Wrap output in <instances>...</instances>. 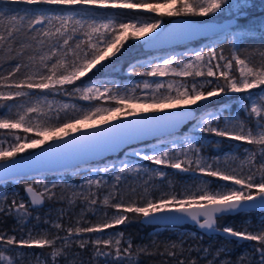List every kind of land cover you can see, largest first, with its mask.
<instances>
[{"label":"snow or ice","instance_id":"obj_1","mask_svg":"<svg viewBox=\"0 0 264 264\" xmlns=\"http://www.w3.org/2000/svg\"><path fill=\"white\" fill-rule=\"evenodd\" d=\"M19 3L55 7L19 15L9 7ZM161 7L165 11L161 12ZM250 7L249 0H164L162 5L147 0H0V129L8 130L0 133V181L13 176L33 181L24 186L27 201L20 197L18 202V193L11 202L6 194L0 195V215L13 216L20 231L18 237L14 234L17 228L11 229L13 234L0 229V264H17L18 258H23L21 250L33 246L51 248L50 264H57L58 258L65 264H77L75 258L69 259L76 255L71 252L73 247H90L93 258H103L105 264H139L141 253L166 255L176 264H199L201 259L207 264H264V220L242 230L217 226L226 215L264 210V50L241 48L245 41L255 39L257 31L264 40V20L241 25ZM117 9H148L158 15L110 11ZM224 13L231 17L228 23H215ZM165 16L180 19L166 25ZM196 17L212 22H190ZM201 34L208 40L203 47L183 55L172 52L130 63L129 75L145 77L131 87L106 78V70L114 66V58L122 55L130 40L154 49ZM224 44L229 45L228 54ZM257 88L258 94L250 91ZM228 93H246L247 102L239 109L242 117L223 107L213 111L203 108L210 98ZM97 117H101L99 122L91 123ZM189 126L191 131L185 130ZM21 128L25 134L36 131L37 135L21 136L12 131ZM209 136L252 147H244L242 158L237 155L242 145L222 156H205ZM147 137L154 143L149 145ZM133 142L141 146L133 147ZM221 142H211L214 151ZM27 149L39 151L22 155ZM118 150L127 157L117 156L119 165L104 156ZM142 161L203 178L179 191L168 181L166 191L151 180L166 179L168 173L163 168L146 167ZM236 161L239 163L233 167ZM81 165L89 167L81 169ZM68 168L88 173L81 175L82 190L73 192L70 205L79 196L92 210L98 203L93 189L104 190L111 179L115 183L102 203L111 201L115 212L111 216L105 212L102 221L77 220L67 228L46 221L55 234L48 231L33 236L27 229L29 209L57 199L56 190L61 187L47 183L46 174ZM133 173L147 175L149 180L142 192L132 189L133 195L125 199L121 182ZM129 213L148 223L190 220L206 234L222 233L256 244L234 261L224 247L215 252L191 245L185 248L183 239L165 243L158 252L149 251L148 245L134 246L130 237L124 239L123 232L104 238V230L128 222ZM84 234L89 238L84 239ZM185 253L190 257L187 261ZM37 264H49L48 257L43 262L37 258Z\"/></svg>","mask_w":264,"mask_h":264},{"label":"rangeland","instance_id":"obj_2","mask_svg":"<svg viewBox=\"0 0 264 264\" xmlns=\"http://www.w3.org/2000/svg\"><path fill=\"white\" fill-rule=\"evenodd\" d=\"M250 1L251 0H249V4L251 3ZM133 2H136V0H133ZM147 2L162 5L164 0H154V1L147 0ZM110 11H118L125 15L132 14V13H142L144 15H158V13H150L148 9H132V10L117 9V10H110ZM160 11L161 12L165 11V8L161 7ZM223 15L229 16L228 13H224ZM170 18L172 17L165 16L164 21L167 20L165 21V23H167ZM207 19H208L207 17L197 18V20H207ZM219 19H222V18H216V20H219ZM240 24L246 25V23H243L242 20H240ZM129 42H132L133 45L139 44L131 40ZM194 43L195 41H190V42H185V43H181L178 45H174L172 46L173 49H171L170 51L164 52V53H158L154 55H146L148 51L142 49L138 55L127 60L124 66L121 69H119L117 72H115L113 76L108 75L106 78L111 81H114L115 84H118V85L126 84L129 87H131L133 83L139 82L141 79L145 77H141L140 75H129L127 72V68L130 63L134 61L143 62L144 60L149 59L151 57H155V56H166V55L171 54L172 52H175L177 55H183L185 51H191L195 48L203 47L208 42H205L203 44L193 45ZM222 47L225 49V54H228L229 45L227 44L226 46H222ZM146 78L153 79L151 77H146ZM159 79L167 81L168 77H161ZM176 79L179 80L180 78L176 77ZM197 79L201 83L203 82L202 78H197ZM113 86L114 85H109V87H113ZM250 91L253 92L254 94H258L260 92V89L257 88V89H252ZM245 96H246V93H228L224 95H219L216 97H212L208 101L204 102L203 108H205L207 111H213V110H220L223 107V108L229 109L231 113L238 114L242 117L244 113L239 111V109L243 104L247 102L244 99ZM49 99H51V97ZM60 99H61L60 97H56L57 101H59ZM65 102H71V101H68L67 98H65ZM102 103H105V102H102ZM133 106L139 107L140 105H133ZM228 114L229 112H223V115H228ZM100 119L101 117H97L93 121H91V123L97 124ZM103 119H110V116H104ZM185 130L191 131L190 126ZM12 131L15 134L21 135V136L27 135L29 137H35L37 135L36 131L25 134L22 128L19 130H12ZM214 140L222 141L219 145V150L217 151L213 150V145L211 143ZM147 143H149L150 145L151 143H154V141H150ZM236 145H242L241 147H239V151L237 155H241L243 153L244 147H252L251 145H247L246 143H243V142L228 141L220 137L209 136L208 142L206 143L203 149V154L205 156H210V157L216 156V155L222 156L224 152L231 151ZM5 146H7V144H5ZM140 146L141 145H134L133 147H140ZM29 150L31 149H27L26 152ZM116 156H119L122 159L127 158L124 155V151H120L118 154H116ZM241 158H242V155H241ZM107 159L109 162H115L117 165H119L120 163V161L117 158L108 157ZM133 160L135 161L134 157H133ZM142 163L146 167H149V168H163V170L168 173V176L166 179L162 180L159 177H153L151 180L152 184H155L157 187H162L166 191L169 190L166 187V185L168 184V181H171L175 189L179 191V190H182L184 186L194 185L199 182L200 178H203L202 176H199V174L194 175L191 172H178L176 170H173L170 167H164L162 165H155L148 161H142ZM238 163L239 162L236 161L234 164H232V166L235 167L236 164ZM92 166H96V165H92ZM80 167L81 169H83L89 166L82 165ZM81 175L87 176L88 173L83 172V171L77 172L75 169H72V170L63 171V172H54V173L46 174L47 183L49 184L57 183L58 185H61V187L57 188L56 190L57 199L51 200V201L46 200L42 206L36 207L35 210H32L30 208L31 210L29 211L31 212V218L27 225V229L32 230L33 236H35L37 233H43V232H48V231H51L53 234H55V229H52L51 225L49 223H46V221L59 222L62 225H64L65 228H67L69 226H75V222L77 220L90 221L92 223H96L104 219L105 212H107L109 216H111L115 212V210L112 209L110 206L111 201L109 205H104L102 203L104 197L108 194V190L111 189L112 184L115 183V181L108 179L107 177H106V179H108L107 188H105L102 191L93 189V191L97 192L98 203L96 206H94L92 210H89L88 205L84 203L83 200L79 196L75 198L74 203H72L71 205L69 204L68 201L70 199H73V192L78 193L82 190L80 188V185L83 183V181L81 180ZM110 176H115V173H110ZM208 179H211L219 184L225 183L223 181H220L218 178L209 177ZM148 180H149V176L147 175H141L137 177L135 173L126 174L124 179L121 182V185H122L121 190L125 194V199H128L130 196L133 195L132 189H136L137 193L142 192V187L144 185V182ZM29 183H33V181L31 179L21 180L19 178L2 181L0 182V195L6 194L8 201L11 202L13 198V194L18 193L19 195L16 197L18 202H19L20 197H24L25 200L27 201L28 199L23 193V186ZM63 185H70L71 187L64 188ZM213 186H215V184ZM85 190H86V186H85ZM61 194H63L64 196L63 200L60 199ZM93 211L96 213L95 215H93ZM37 216L39 217V220L36 219ZM7 218L13 219L14 222H16L13 216L0 215V221H3V220L5 221ZM261 220H264V212H253V214H247L244 217H242L241 227L238 230H242L246 225H258ZM81 226H91V225L82 223ZM27 229L25 230V236L27 235ZM161 229L162 227L160 226H154L148 231V235L150 234L151 237H155V234H157ZM185 231H186L185 229H177V232L180 234L184 233ZM120 232L121 231L116 226H114L112 228L104 230V238H108L109 235H113L115 233H120ZM9 234H13V233L10 232ZM14 234L19 237L20 235L19 226L17 227V231ZM190 234H194V232H190ZM60 235H64V233L61 232ZM83 238L88 239L89 238L88 234H84ZM91 238L94 239L95 235H92ZM124 239L127 240L128 238L124 237ZM213 241L214 240L212 238L211 242ZM227 244H228V241H222L218 243L216 246L212 247V243H208L204 245L203 248H210L213 252H215L216 249L224 247L231 254L233 250L235 251V248L230 250ZM255 244H256L255 241L245 240L244 244L239 246V250L235 253V255L233 257L229 256V258L235 261L242 254L251 252L252 247ZM85 250L91 252L93 256V252L90 247L86 249H79L78 247H73L71 252L75 253L76 255L74 257L70 256L69 259L75 258V260L77 261V264H89L84 256V253L86 252ZM21 251L23 253V258L22 259L18 258L17 264H37V258H39L41 262L44 261L40 252L35 250L33 247L24 248ZM48 251L50 252L51 248L48 247ZM49 260L51 261L50 257H49ZM57 264H65L64 259L58 258Z\"/></svg>","mask_w":264,"mask_h":264},{"label":"trees","instance_id":"obj_3","mask_svg":"<svg viewBox=\"0 0 264 264\" xmlns=\"http://www.w3.org/2000/svg\"><path fill=\"white\" fill-rule=\"evenodd\" d=\"M148 1H154V0H148ZM250 2H251L250 3L251 7L246 10L247 13L246 17L241 20L243 23H246L247 25L251 26L253 24L259 23L260 20H264V0H251ZM9 7L17 9L19 15H26L30 13L34 14V11L38 8L55 7V6L19 3V4L9 5ZM25 10H27V12ZM224 17L226 16L221 15L218 16L217 18H224ZM197 18L198 17L194 19L197 20ZM253 35L255 39L245 41V43L241 45V48L250 46L251 48L264 50V40L261 39L260 33L257 31L253 33ZM226 45L227 44H224L222 46H226ZM141 50H142L141 44L133 45L132 42L128 41L127 44L125 45L122 55H119L118 59L114 58V66L106 70L108 72V75L113 76L115 72H117L119 69H121L124 66L127 60L138 55ZM86 79L87 77L85 78V80ZM4 131L7 130L0 129V133H3ZM247 214H253V212H243V213H236L234 215H226L219 219L218 226L230 225L234 227L235 230H238L241 227L242 217H244ZM128 216H129L128 222L118 225L116 227L121 232L124 233V237L131 238L134 246L148 245L149 251H158V252L163 251L165 243H170L172 241L179 242L181 239L186 241V243L184 244L185 248H187L189 245L193 247L203 248V246L208 243H212V247H214L222 241H228L227 245L229 246L230 250L235 248V251L233 250L232 251L233 253L231 252L230 254V256L233 257L235 253L239 250V246L244 244V241L228 239L216 234L200 233L196 231L192 226H189L187 224H183L178 227L163 226L162 229L157 234H155V237H151L150 234L148 235V231L154 226L141 224L138 221V217L133 216V214L129 213ZM17 227L18 225L16 224V222H14L13 219L7 218L5 221L4 220L0 221V229L9 230V233L11 232V229ZM177 229H185L186 231L180 234L177 232ZM190 232H194L195 236H193V234H190ZM212 238L214 240L213 242H211ZM157 246L159 247L157 248ZM33 248L40 252V254L43 257V260H45V258L48 257V261L50 264V260L48 256L49 253L48 247L45 246L41 248V247L33 246ZM196 255L197 254L195 252L191 253L192 257H195ZM84 256L89 264H105L103 258L94 259L91 252L89 251H86L84 253ZM183 258L187 261L190 258L189 254L185 253ZM208 259H211V256H209ZM138 261L139 264H176L175 260L172 259L171 257H168L166 255L161 256L159 254L148 255L141 253L138 257ZM199 264H207V262L206 260L201 259L199 260Z\"/></svg>","mask_w":264,"mask_h":264},{"label":"water","instance_id":"obj_4","mask_svg":"<svg viewBox=\"0 0 264 264\" xmlns=\"http://www.w3.org/2000/svg\"><path fill=\"white\" fill-rule=\"evenodd\" d=\"M230 18H231L230 16H226V17H224V18H222V19L215 20L214 22L217 23V24H226V23H228V21H229ZM179 19H180V18L172 17V18H170V19L168 20V22L166 23V25H173V24H175V22H176L177 20H179ZM195 21H201V20H195V19H194L193 21H190V22H195ZM203 21H208V19H207V20H203ZM208 22H212V21H208ZM190 41H195V43H194L193 45H196V44H203V43H205V42H208L206 35L201 34V35L193 36V37L190 38V40H187V41H180V42H176V43H172V44H161V45H159L157 48H154V49H153V48H146V47H144V46H142V45H141V48L144 49V50H147V51H148V52L146 53V55H154V54H158V53L168 52V51H170L171 49H173L172 46H174V45H178V44H181V43H185V42H190ZM145 140H146L147 142L153 141L151 137H147V138H145ZM134 145H138V143H137V142H133V146H134ZM41 147H44V146H41ZM38 151H39V149H35V150L31 149V150H29V151L23 153L22 155H27V154L30 153V152H38ZM119 152H120V150H118V151H116V152L105 153L104 156H105L106 158H108V157L117 158L116 154H118ZM95 159H102V158L97 157V158H95ZM81 166H82V165H81ZM72 169H73V168H68V169H66V170H64V169H60V170L49 171L48 173L63 172V171H68V170H72ZM173 170H175V169H173ZM176 171H178V170H176ZM16 178H18V177H15V176H13V177H6V178H5L4 180H2V181H6V180H10V179H16ZM2 181H0V182H2ZM23 193H24V195L27 197V195H26V193H25V191H24V186H23ZM27 199H28V197H27ZM40 206H42V205H40ZM40 206H36V207H40ZM247 212H264V210L259 209V208H253V209H249ZM240 213H243V212H240ZM234 214H236V213H234ZM234 214H231V215H234ZM138 221H139L141 224H144V225L160 226V227H163V226L178 227V226H181V225H183V224H187V225H189V226H192L196 231H198V232H200V233H203V234H206L205 231L200 230V229H199V226H198V225H195V224H194L193 222H191L190 220H185V221H180V222H170V223H148V222H141V219L138 217ZM217 226H218V225H217ZM218 227H219V228H223L224 225H222V226H218ZM216 235H219V236H222V237L228 238V237H226V236H225L224 234H222V233H221V234H216ZM228 239H234V240H237V241H238L237 238H228ZM239 241H245V240H239Z\"/></svg>","mask_w":264,"mask_h":264}]
</instances>
